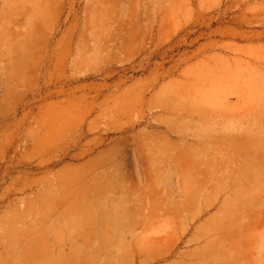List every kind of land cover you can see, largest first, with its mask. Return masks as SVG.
Here are the masks:
<instances>
[{
    "label": "rangeland",
    "instance_id": "rangeland-1",
    "mask_svg": "<svg viewBox=\"0 0 264 264\" xmlns=\"http://www.w3.org/2000/svg\"><path fill=\"white\" fill-rule=\"evenodd\" d=\"M0 264H264V0H0Z\"/></svg>",
    "mask_w": 264,
    "mask_h": 264
},
{
    "label": "bare ground",
    "instance_id": "bare-ground-1",
    "mask_svg": "<svg viewBox=\"0 0 264 264\" xmlns=\"http://www.w3.org/2000/svg\"><path fill=\"white\" fill-rule=\"evenodd\" d=\"M232 70V69H231ZM232 72H233V70H232ZM247 78V77H246ZM231 79V78H230ZM232 80V79H231ZM231 82V81H230ZM235 82H236V79H235ZM253 84V83H252ZM243 88L241 87V90H242ZM256 89V88H255ZM227 92V91H226ZM219 95V94H218ZM245 96V95H244ZM219 97V96H218ZM222 97V96H221ZM232 99V98H231ZM224 100V99H223ZM173 145V144H172ZM243 145V144H242ZM242 149V148H241ZM241 149H240V151H241ZM243 150V149H242ZM240 153V152H239ZM243 154V153H242ZM177 159V158H176ZM175 161V160H174ZM245 166V165H244ZM243 166V167H244ZM182 167V166H181ZM246 167V166H245ZM179 170V169H178ZM190 170V169H189ZM200 171V170H199ZM199 171H197V172H199ZM246 173H248V171H246ZM180 174V173H179ZM241 174V173H240ZM154 175V174H153ZM183 175V174H182ZM204 177V176H203ZM191 178V177H190ZM208 178V177H207ZM198 179V178H197ZM203 179V178H202ZM185 180H186V178H185ZM156 181V180H155ZM194 182H196L195 180H193ZM189 182H191V181H189ZM188 182V185L190 184ZM199 182V181H198ZM203 182V181H202ZM161 183V182H160ZM200 183V182H199ZM180 184V183H179ZM194 189V188H193ZM162 190V189H161ZM188 190H190V185H189V189ZM165 191H166V188H165ZM196 191H198L197 189H196ZM182 192V191H181ZM193 192V191H192ZM196 193V192H195ZM199 193V192H198ZM197 194V193H196ZM263 194V193H262ZM160 196V195H159ZM162 196V195H161ZM160 196V197H161ZM164 196V195H163ZM196 196L197 195H195V198H196ZM160 197H158V198H160ZM162 198V197H161ZM260 199V198H259ZM175 203V202H174ZM177 208H178V206H177ZM169 209V208H168ZM167 209V210H168ZM179 209V208H178ZM168 212V211H167ZM166 213V212H165ZM260 214V213H259ZM238 218H240V217H238ZM226 223V222H225ZM165 226V225H164ZM175 233V232H174ZM171 237V236H170ZM179 237V236H178ZM195 237V236H194ZM243 238V237H242ZM179 239V238H178ZM190 239V238H189ZM201 239V238H200ZM180 241V240H179ZM237 241V240H236ZM192 242V241H191ZM170 243V242H169ZM187 243V242H186ZM185 253V252H184ZM226 254V253H225ZM184 255V254H183ZM187 256V255H186ZM200 258V257H199Z\"/></svg>",
    "mask_w": 264,
    "mask_h": 264
}]
</instances>
